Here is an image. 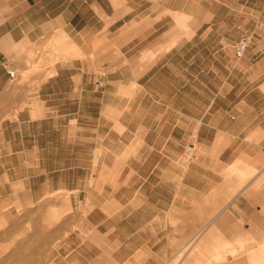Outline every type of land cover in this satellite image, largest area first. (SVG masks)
<instances>
[{
    "label": "crops",
    "instance_id": "obj_1",
    "mask_svg": "<svg viewBox=\"0 0 264 264\" xmlns=\"http://www.w3.org/2000/svg\"><path fill=\"white\" fill-rule=\"evenodd\" d=\"M115 13L154 10L131 0H0V207L32 205L44 189L102 193L110 185L112 200L101 194L111 205L103 217L116 222L88 236L70 232L39 261L32 255L41 247L32 245L2 258L0 217V264H161L176 252L172 239L191 235L170 230L178 220L190 232L205 223L227 241L264 237V69L242 93L225 85L218 49L200 57L212 65L194 71L198 56L175 43L140 64L141 116L114 125L102 116L116 108L111 88L97 91L96 81L112 71ZM66 43L84 57L66 58ZM6 66L28 79L10 88ZM129 86L118 89L127 97L123 111ZM189 141L195 157L179 166ZM35 207L44 214V200Z\"/></svg>",
    "mask_w": 264,
    "mask_h": 264
},
{
    "label": "rangeland",
    "instance_id": "obj_2",
    "mask_svg": "<svg viewBox=\"0 0 264 264\" xmlns=\"http://www.w3.org/2000/svg\"><path fill=\"white\" fill-rule=\"evenodd\" d=\"M131 1L132 7L154 10V13L112 15V71L109 72V78L105 79L102 76L97 79L103 80L104 86H96V88L97 91L111 88L112 101L116 108L110 111L105 110L102 116L111 117L114 125L118 123L119 117L126 120L141 116L138 101L142 95V89L137 88L136 84L140 64L147 58L152 63L175 43H177L176 47L183 45V49H189L188 52L191 51L198 56L194 58L193 66L196 69L194 71L201 69V66L206 63L212 65L211 61L208 62L200 57L209 52L207 49H212V52L218 49L222 62L220 60L215 64L222 68L223 80L227 87L235 85L241 90L248 88L254 84L256 71L257 74L263 71L264 0ZM175 8L191 9L194 13L172 11ZM254 9L257 12H254ZM84 16L88 17L86 14ZM211 24L213 30L210 31L209 36L204 37ZM246 36L250 37V45L244 56L238 59L234 55L235 44ZM83 55L80 48L72 43H66L64 49L66 58L84 57ZM255 59L261 61L256 67L252 66ZM99 66L97 65V68ZM102 70L103 68L100 69ZM142 70L143 66L140 68V71ZM26 79L28 77L25 73H18L11 81L10 88H18ZM199 79L207 81L204 78ZM199 79L195 81H200ZM221 80V78H212L208 82L216 84ZM123 81L130 82L129 89L132 92L129 106L124 111V102L121 99L126 100L127 97H121L118 90L122 87ZM244 91L242 90V93ZM104 128L102 123L100 130L104 132ZM113 132L119 133V126L114 127ZM180 149H182V157L179 159V166L185 167L195 157L196 142H183ZM110 187L108 185L102 193L94 189L84 192L44 189L43 194L32 205L2 204L0 207L2 258L5 253L12 252L13 247L32 245L35 248L41 247L32 255L33 258L41 261L44 251L50 252L55 247L63 245L64 241L69 240L66 237L70 232L81 231L85 233L82 234L83 236H88L91 234L87 232L109 229L116 222L112 217H103L107 210L111 209V205L106 204L108 201L102 198L101 194L112 200L108 195ZM39 192L36 190L34 194ZM43 200L44 214L35 211L36 203ZM211 218L205 217L204 220H211ZM180 224L178 220L170 230L176 231L178 235H191L177 236L176 239H172V247L176 249V252L171 259L161 264H264V237L260 240L251 239L245 243L239 240L227 241L221 232L208 231L205 223L203 225L198 223L191 232L182 230ZM234 233L229 231V236L233 238ZM71 236L74 237L73 234Z\"/></svg>",
    "mask_w": 264,
    "mask_h": 264
},
{
    "label": "built area",
    "instance_id": "obj_3",
    "mask_svg": "<svg viewBox=\"0 0 264 264\" xmlns=\"http://www.w3.org/2000/svg\"><path fill=\"white\" fill-rule=\"evenodd\" d=\"M250 45V37L246 36V37H242L236 44H235V47H234V55L236 58H241L244 56L247 48L249 47ZM6 69H7V72L10 76V78L13 80L16 76H17V73H16V70L15 69H12V68H9L6 66ZM97 83V86H104V81L103 80H97L96 81Z\"/></svg>",
    "mask_w": 264,
    "mask_h": 264
}]
</instances>
